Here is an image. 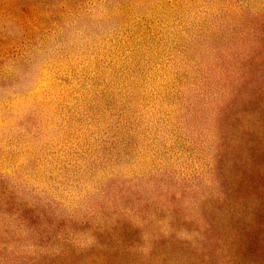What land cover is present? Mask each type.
I'll use <instances>...</instances> for the list:
<instances>
[{
  "label": "rangeland",
  "instance_id": "1",
  "mask_svg": "<svg viewBox=\"0 0 264 264\" xmlns=\"http://www.w3.org/2000/svg\"><path fill=\"white\" fill-rule=\"evenodd\" d=\"M0 264H264V0H0Z\"/></svg>",
  "mask_w": 264,
  "mask_h": 264
}]
</instances>
